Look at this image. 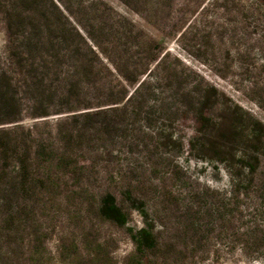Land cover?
I'll return each instance as SVG.
<instances>
[{
	"label": "trees",
	"instance_id": "16d2710c",
	"mask_svg": "<svg viewBox=\"0 0 264 264\" xmlns=\"http://www.w3.org/2000/svg\"><path fill=\"white\" fill-rule=\"evenodd\" d=\"M119 1L158 30L177 2ZM0 24V264H39L50 203L89 205L118 227L138 213L151 223L135 239L140 252L163 246L154 228L167 220L188 231L242 215L241 187L264 182L261 158L234 153L241 133L226 95L143 27L104 0H0ZM188 159L226 166L231 194L202 209ZM111 187L129 209L97 191Z\"/></svg>",
	"mask_w": 264,
	"mask_h": 264
},
{
	"label": "rangeland",
	"instance_id": "374dc122",
	"mask_svg": "<svg viewBox=\"0 0 264 264\" xmlns=\"http://www.w3.org/2000/svg\"><path fill=\"white\" fill-rule=\"evenodd\" d=\"M104 1L156 38L172 61L226 95L232 125L235 118L241 133L232 141V149L238 157L258 155L264 174V2L177 0L172 20L158 30L121 1ZM6 43L7 34L0 24V51ZM34 124L24 122L27 127ZM181 163L192 186L203 196L202 209L210 208L212 197L231 194L226 166L195 159ZM97 191L113 192L118 204L129 209L120 190ZM240 211L242 215L232 223L214 224L207 219L188 231L179 221L167 220L164 230L160 228L164 224L154 228L163 246L140 252L135 239L151 223L146 224L138 213L132 214L125 227H118L98 220L89 205L78 211L70 203H50L38 219L47 235L46 250L39 249V264H264V182L241 187ZM256 225L262 232H256ZM204 251L211 255L202 256ZM216 252L221 255L219 261Z\"/></svg>",
	"mask_w": 264,
	"mask_h": 264
}]
</instances>
